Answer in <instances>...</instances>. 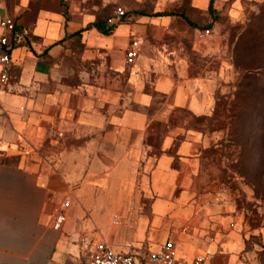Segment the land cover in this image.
<instances>
[{
    "label": "crops",
    "instance_id": "crops-1",
    "mask_svg": "<svg viewBox=\"0 0 264 264\" xmlns=\"http://www.w3.org/2000/svg\"><path fill=\"white\" fill-rule=\"evenodd\" d=\"M6 16L15 30L9 77L0 79V264H83L85 250L103 240L91 243L103 225L101 205L127 214L142 198L128 190L141 181L156 190L190 186L191 176L173 166L184 138L168 125L175 110L202 115L201 91L161 64L152 67L141 44L127 63L134 35L174 16L110 22L69 0H0V21ZM66 199V219L55 230ZM118 237L107 242L124 251ZM193 237L177 234L179 258L198 255Z\"/></svg>",
    "mask_w": 264,
    "mask_h": 264
},
{
    "label": "rangeland",
    "instance_id": "rangeland-1",
    "mask_svg": "<svg viewBox=\"0 0 264 264\" xmlns=\"http://www.w3.org/2000/svg\"><path fill=\"white\" fill-rule=\"evenodd\" d=\"M69 2L110 19L121 7L124 22H137L141 14L184 12L195 24L156 19L134 35L155 60L152 67L161 64L175 80L201 91L202 115L175 110L168 125L184 138L173 166L191 176L190 186L156 190L139 182L128 191L141 201L128 205L127 214L121 206H100L103 225L95 226L91 243L114 244L119 236L121 247L156 251L183 234L194 236L204 264H264V0H215L214 14L209 0ZM175 178L173 173L168 183ZM87 217L92 219L91 211Z\"/></svg>",
    "mask_w": 264,
    "mask_h": 264
},
{
    "label": "built area",
    "instance_id": "built-area-1",
    "mask_svg": "<svg viewBox=\"0 0 264 264\" xmlns=\"http://www.w3.org/2000/svg\"><path fill=\"white\" fill-rule=\"evenodd\" d=\"M116 18L110 19V22H117L126 15L125 10L119 7L116 12ZM0 28L3 33L0 35V79L6 82L9 77L12 66L11 51L13 44L11 34L15 30L14 20L6 16L0 21ZM205 33H209L206 30ZM140 42L136 39L132 40L127 49V63L133 64L139 56ZM70 205V200L66 199L62 207L58 210L53 228L60 230L66 219L65 210ZM117 222V221H116ZM185 231V229H184ZM124 251H118L112 244L105 240L99 241L93 250L86 249L84 253L83 264H204V257L200 255L194 256L192 259L183 260L178 257L177 248L174 240H166L158 250L144 251L141 255L140 251L144 248H138L133 244H127Z\"/></svg>",
    "mask_w": 264,
    "mask_h": 264
},
{
    "label": "trees",
    "instance_id": "trees-1",
    "mask_svg": "<svg viewBox=\"0 0 264 264\" xmlns=\"http://www.w3.org/2000/svg\"><path fill=\"white\" fill-rule=\"evenodd\" d=\"M214 2L215 0H210L209 1V5H208V11L210 14H214L215 13V7H214ZM141 15H146V16H154V17H164V16H174V17H179L180 19L186 21L189 25L191 26H195L194 22L184 13V12H157V13H154V14H151V15H148V14H141ZM125 18V16L123 17V19ZM101 23L100 21L96 22V26L102 30L103 32L105 33H109L111 31V27L110 28H104L101 26Z\"/></svg>",
    "mask_w": 264,
    "mask_h": 264
}]
</instances>
